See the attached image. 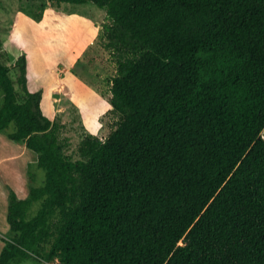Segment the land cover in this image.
I'll list each match as a JSON object with an SVG mask.
<instances>
[{
  "label": "trees",
  "instance_id": "1",
  "mask_svg": "<svg viewBox=\"0 0 264 264\" xmlns=\"http://www.w3.org/2000/svg\"><path fill=\"white\" fill-rule=\"evenodd\" d=\"M55 1L105 9L117 120L73 159L26 54L0 50V131L45 171L25 197L6 184L0 264H264V0Z\"/></svg>",
  "mask_w": 264,
  "mask_h": 264
},
{
  "label": "rangeland",
  "instance_id": "2",
  "mask_svg": "<svg viewBox=\"0 0 264 264\" xmlns=\"http://www.w3.org/2000/svg\"><path fill=\"white\" fill-rule=\"evenodd\" d=\"M40 11L43 12L42 18H33L32 14ZM105 20V9L92 1L56 3L55 0H0L2 60L12 64L18 55L25 53L23 48L27 46L33 51V61L40 74L36 78L37 81L54 83L56 77H60L65 80L66 91L73 90L81 98L80 104H76L67 95L57 93L58 95L50 100L46 97L41 104L43 112L48 116L64 122L62 135L69 140L65 152L73 159L79 158L78 144L86 131L104 138L117 120V116L110 110L109 101L110 80L116 73V63L109 51L102 46L100 36L101 23ZM68 69L77 75L76 82L66 78L65 72ZM9 74L21 101L24 92L17 81L18 68L13 67ZM81 82L86 83L90 90H84L79 85L83 84ZM95 92L102 95V108L97 107L100 101ZM1 103L0 90V105ZM14 130L15 124L11 122L0 135L9 139L7 133ZM0 166L7 176L14 179L13 188L19 197L26 196L32 184H41L45 178L44 169L36 164L35 153L23 147L22 142L15 144L14 141H0ZM29 169L35 174L34 181L29 178ZM6 194V185L0 184L1 240L10 236L9 229H4L3 224L8 223L5 215ZM38 207L39 204L35 203L31 214L35 213ZM20 264L49 263L30 259Z\"/></svg>",
  "mask_w": 264,
  "mask_h": 264
},
{
  "label": "crops",
  "instance_id": "3",
  "mask_svg": "<svg viewBox=\"0 0 264 264\" xmlns=\"http://www.w3.org/2000/svg\"><path fill=\"white\" fill-rule=\"evenodd\" d=\"M23 50H24V52L26 54V58H27V74H26L27 75V85H28L29 90H31V91H34V90H37V89H42L41 104L43 103L42 101H45L46 97H47V99L49 98V100H50L51 97H53V96L55 97V95H58L57 93L62 94V95H67V97L71 101H73L76 104H80L81 98L79 97V95L76 94L75 91L73 92V90H70L69 92H67L66 91V86L64 85L65 84V80L60 79V77H56V81L54 83H52L50 81H44V80L43 81H39V80L37 81L36 78L40 74H39L37 65L33 61V59H34L33 55H32L33 51L30 48H28L27 46H25L23 48ZM69 65H71V64H69ZM65 73H67L66 78L72 79L73 81H75V79H77L76 78L77 75L75 76L74 73L70 69L66 70ZM81 83H83V82H81ZM44 85H45V87H44ZM79 85H81L84 90H88V91L90 90V89H88V86H87L86 83L85 84L84 83L83 84L79 83ZM95 95H96V97H98V99L100 101V104H98L97 107H101L102 108V106H103V103H102L103 98H102L101 93H96L95 92ZM41 107H42V105H41ZM46 115H48V114H46ZM263 131H264V128L262 130V135L264 137ZM0 133H2V131H0ZM2 140L3 141L7 140L10 143H13V141H10V139H5V138H3V136L0 135V141H2ZM14 143L17 144L16 142H14ZM22 145H23V147H26L24 143H22ZM0 172H1L0 184H2V185L3 184H5V185L8 184V185H10L13 188V180L14 179L12 178V176L11 177L7 176L4 173L2 166H0ZM6 197H7V194H6ZM23 197H25V196H23ZM5 207H6L5 208V213H6L7 212V204H6ZM3 219H4V216H3ZM3 224L5 225L4 229H6V228L9 229V224L8 223L4 222ZM4 244H5V242L0 239V250L2 249ZM30 259H34V258L25 259V260L19 261V262L18 261H11L9 264H11V263L20 264V263H22L24 261H27V260H30ZM34 260L38 261L36 259H34ZM39 262H41V261H39ZM44 262H46V261H44ZM48 263L49 264H58L57 262H55V263L48 262Z\"/></svg>",
  "mask_w": 264,
  "mask_h": 264
},
{
  "label": "bare ground",
  "instance_id": "4",
  "mask_svg": "<svg viewBox=\"0 0 264 264\" xmlns=\"http://www.w3.org/2000/svg\"><path fill=\"white\" fill-rule=\"evenodd\" d=\"M263 134H264V131H263Z\"/></svg>",
  "mask_w": 264,
  "mask_h": 264
}]
</instances>
